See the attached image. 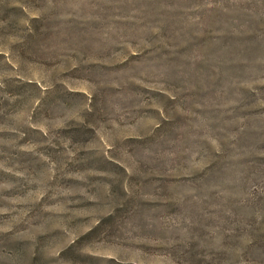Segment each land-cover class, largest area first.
Returning <instances> with one entry per match:
<instances>
[{
	"label": "rangeland",
	"instance_id": "obj_1",
	"mask_svg": "<svg viewBox=\"0 0 264 264\" xmlns=\"http://www.w3.org/2000/svg\"><path fill=\"white\" fill-rule=\"evenodd\" d=\"M0 264H264V0H0Z\"/></svg>",
	"mask_w": 264,
	"mask_h": 264
}]
</instances>
